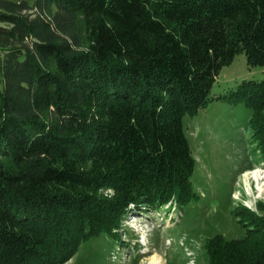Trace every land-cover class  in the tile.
I'll return each instance as SVG.
<instances>
[{
  "label": "trees",
  "instance_id": "trees-1",
  "mask_svg": "<svg viewBox=\"0 0 264 264\" xmlns=\"http://www.w3.org/2000/svg\"><path fill=\"white\" fill-rule=\"evenodd\" d=\"M264 67V0H0V264H64L132 209L195 200L183 118L236 55ZM249 113L264 161V79ZM208 264H264V201Z\"/></svg>",
  "mask_w": 264,
  "mask_h": 264
},
{
  "label": "rangeland",
  "instance_id": "rangeland-1",
  "mask_svg": "<svg viewBox=\"0 0 264 264\" xmlns=\"http://www.w3.org/2000/svg\"><path fill=\"white\" fill-rule=\"evenodd\" d=\"M264 67L236 55L216 79L205 108L183 118V130L195 159L191 185L195 200L178 209H132L115 237L103 235L81 245L64 264H208L205 243L215 235L240 239L244 228L232 215L243 206L255 210L264 201V179L245 172L264 171L251 137L243 105L219 99L243 82H260ZM243 175V176H242ZM248 177V178H247Z\"/></svg>",
  "mask_w": 264,
  "mask_h": 264
},
{
  "label": "bare ground",
  "instance_id": "bare-ground-1",
  "mask_svg": "<svg viewBox=\"0 0 264 264\" xmlns=\"http://www.w3.org/2000/svg\"><path fill=\"white\" fill-rule=\"evenodd\" d=\"M248 175H251V178H253L254 181H256V182H259L260 180L264 179V171H259L257 169L254 171L248 172V173L245 172L244 176H248ZM151 264H159L156 257H153L151 259Z\"/></svg>",
  "mask_w": 264,
  "mask_h": 264
},
{
  "label": "crops",
  "instance_id": "crops-1",
  "mask_svg": "<svg viewBox=\"0 0 264 264\" xmlns=\"http://www.w3.org/2000/svg\"><path fill=\"white\" fill-rule=\"evenodd\" d=\"M7 1H13V2H15V1H20V0H7ZM24 1H27L29 3H32L33 2V0H24Z\"/></svg>",
  "mask_w": 264,
  "mask_h": 264
}]
</instances>
